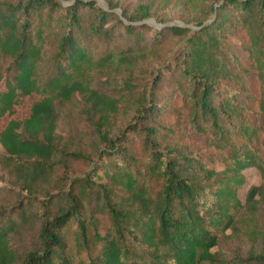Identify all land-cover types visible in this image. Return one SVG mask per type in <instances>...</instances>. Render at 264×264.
Returning <instances> with one entry per match:
<instances>
[{"label":"trees","instance_id":"obj_1","mask_svg":"<svg viewBox=\"0 0 264 264\" xmlns=\"http://www.w3.org/2000/svg\"><path fill=\"white\" fill-rule=\"evenodd\" d=\"M106 1L0 0V264H264V0Z\"/></svg>","mask_w":264,"mask_h":264},{"label":"rangeland","instance_id":"obj_2","mask_svg":"<svg viewBox=\"0 0 264 264\" xmlns=\"http://www.w3.org/2000/svg\"><path fill=\"white\" fill-rule=\"evenodd\" d=\"M113 1L115 2L118 1L120 2V5H126V6L131 7L132 9L136 7L139 3V0H113ZM99 3L104 7H108V3L106 0H99ZM164 11L165 12L160 17L155 15L145 20H139L137 22L143 21V22H147L153 27H161V25L163 26L165 24L185 25L187 19H191L189 25L192 26V28H196V25H195L196 22L194 20H198L199 15H200L198 14L197 7L186 6L181 2V0H175L172 3V5H170ZM167 44H168L167 48L172 49L170 51L171 53L176 51L177 48L179 47V42L178 40H176V38H171L169 42H167ZM217 168L223 169L224 164L218 163ZM244 173H245V182L238 191L239 196L243 202L246 199V194H247L248 189L252 185L261 184L264 181V178L261 172L256 167H248L244 170ZM2 184H8V181L0 179V185ZM217 248L222 249L227 255L232 254V252H234L236 249H240L242 252H246L250 249L254 250L255 252L261 251V247L259 244H256V243L253 244L250 241H245V242L238 241V240H235L234 238L224 236V235H222L220 238V246L215 247V249Z\"/></svg>","mask_w":264,"mask_h":264},{"label":"water","instance_id":"obj_3","mask_svg":"<svg viewBox=\"0 0 264 264\" xmlns=\"http://www.w3.org/2000/svg\"><path fill=\"white\" fill-rule=\"evenodd\" d=\"M121 12V11H120ZM122 13V12H121Z\"/></svg>","mask_w":264,"mask_h":264}]
</instances>
